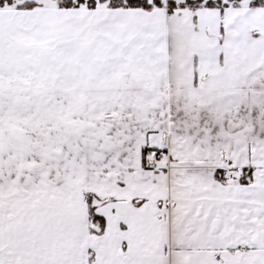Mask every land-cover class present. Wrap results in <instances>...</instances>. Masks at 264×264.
Here are the masks:
<instances>
[{
  "label": "snow or ice",
  "instance_id": "snow-or-ice-1",
  "mask_svg": "<svg viewBox=\"0 0 264 264\" xmlns=\"http://www.w3.org/2000/svg\"><path fill=\"white\" fill-rule=\"evenodd\" d=\"M0 264H264V0H0Z\"/></svg>",
  "mask_w": 264,
  "mask_h": 264
}]
</instances>
